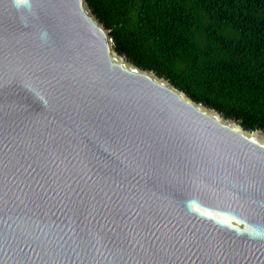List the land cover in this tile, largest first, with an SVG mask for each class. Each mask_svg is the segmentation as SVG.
Wrapping results in <instances>:
<instances>
[{"label":"water","instance_id":"water-1","mask_svg":"<svg viewBox=\"0 0 264 264\" xmlns=\"http://www.w3.org/2000/svg\"><path fill=\"white\" fill-rule=\"evenodd\" d=\"M0 264H264V130L118 54L86 0H0Z\"/></svg>","mask_w":264,"mask_h":264},{"label":"trees","instance_id":"trees-1","mask_svg":"<svg viewBox=\"0 0 264 264\" xmlns=\"http://www.w3.org/2000/svg\"><path fill=\"white\" fill-rule=\"evenodd\" d=\"M86 2L129 62L264 130V0Z\"/></svg>","mask_w":264,"mask_h":264}]
</instances>
